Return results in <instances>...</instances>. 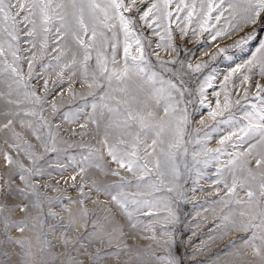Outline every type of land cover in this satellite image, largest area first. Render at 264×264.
<instances>
[{
    "label": "snow or ice",
    "instance_id": "obj_1",
    "mask_svg": "<svg viewBox=\"0 0 264 264\" xmlns=\"http://www.w3.org/2000/svg\"><path fill=\"white\" fill-rule=\"evenodd\" d=\"M172 2L0 0V132L4 133L5 145L18 157L32 162L26 167L20 159L3 154L9 166L0 175V245L4 248L19 246L31 255L32 248L39 246L43 256L39 264H182V258L174 252L179 216L172 204L184 195L177 163L189 119L187 108L179 107L184 97L183 81L178 85L153 70L143 33L135 30L142 21L152 35L165 41V36L156 31L163 27L168 42L157 44V48L176 51L171 43ZM199 9V30L193 29V36L207 32L211 42L237 37L230 48H218L213 60L230 50L250 51V58L232 69L224 77L225 82L242 68L251 71L258 67L264 78V0H199ZM175 10L177 14L186 12L185 20L191 23L197 0H179ZM212 20L216 23L211 24ZM177 27L181 35H187L186 27ZM151 54H156V49ZM156 61L166 71V65L177 63L175 59L162 60L158 54ZM37 63L45 70V77L48 70L57 77L51 88L47 78L39 77L43 79V95L30 83L37 79ZM23 65L27 66V77ZM205 67L207 63H197L194 68L188 64L193 72ZM213 79L205 77L204 83L211 87ZM249 79L244 75L241 82ZM65 82L69 100L81 103L74 107L69 104L61 112V107L68 104L63 99ZM77 85L84 91L77 92ZM255 86L261 106L256 112L244 113L249 124L237 128L239 122L232 114L218 121L234 129L220 139V144L233 137L240 145L255 141L248 143L247 154L256 152L253 160L258 169L253 172L248 167L253 161L247 160L238 166L239 175L235 167L229 169L231 183L219 169L220 178L213 181L214 185L223 183L227 189L223 196L216 193L219 199L213 201L227 212L212 231L222 233L220 240L237 234V239L222 249V254L230 258L228 264H264V85ZM57 87L61 88L60 100L50 101ZM204 92L202 85V97ZM244 95L247 98L248 93ZM204 102L202 99L201 104ZM231 103L225 91L223 105L217 100L209 116L213 120L223 116ZM205 137L210 139L207 132ZM86 138H99V146L86 142ZM220 151L203 148L209 159L196 163L207 167L211 159H216L210 154ZM50 153L55 154V164L48 166L58 170L62 180L69 166L75 172L70 186L78 192L76 197L65 196L60 181L55 186L38 183L45 176L41 162L48 164ZM186 154L185 148L182 155ZM241 155L237 152L236 158ZM230 163L236 165V159ZM184 168L189 170L186 163ZM196 172L199 178L201 172ZM47 176L54 178L52 172ZM166 176L170 177V187L165 184ZM63 182L67 184L68 180ZM41 187L57 195L49 196ZM238 189L247 199L239 197ZM162 191L175 196H158ZM232 204L237 208H231ZM161 211L167 214L160 215ZM209 239L217 242L214 236ZM246 249L258 259L247 261ZM200 251L194 252L193 258ZM0 255L6 258L0 264H15L9 251Z\"/></svg>",
    "mask_w": 264,
    "mask_h": 264
},
{
    "label": "rangeland",
    "instance_id": "obj_2",
    "mask_svg": "<svg viewBox=\"0 0 264 264\" xmlns=\"http://www.w3.org/2000/svg\"><path fill=\"white\" fill-rule=\"evenodd\" d=\"M160 2L163 4V0H160ZM178 2L179 0H173L172 5L169 8V10L173 12V17L171 20V43L176 46V51L167 49L164 46L157 48V44L163 45L168 42L167 35L163 31V27L156 28V31L160 32L162 36H165V41H161L159 36L152 35L151 29L146 28L142 21H139L135 25V30L137 33H143V42L146 44V48L150 52V60L154 65L153 70L160 73L165 79L173 80V82L177 83L178 85L180 84L181 80L183 81L182 88L184 89V97L183 103H181L179 107L187 108L189 119L187 125L185 126V135L183 138L184 143L181 145L180 152L177 153V163L179 164L182 174L179 181V183L182 185L180 191H182L184 195L183 198H180L178 202L172 204L173 210H175L179 216V222L175 225L174 234L176 238V248L174 249V252L178 257L182 258V264H228L230 258L222 254V248L224 249L223 246L228 244L229 241L237 239V234H230L223 240H220L219 236H221L222 233L220 231H212L214 224L219 222L221 215H223L224 212H227V209H224L222 212V205L213 203V201L219 199V196H223L227 189L224 188L223 183L214 185L213 181L220 178L217 175V170L219 169L221 171V175L227 179L229 183H231L232 175L229 169L235 167L237 169V174L239 175L240 173L238 166L247 160L253 161L248 165V167H250L253 172L258 171V169L256 168L253 160L256 152L253 151L255 153L253 155L252 152L251 156L247 154L248 143H254L255 141L251 140L243 145H240L237 138L233 137L224 144H220V139L223 136L228 135L229 132L233 131L234 129L231 125L218 124V121L221 119H226L230 114H232L235 121L239 122L236 125L237 128L249 124L250 121L245 117L244 113L246 111L256 112L261 106V100L257 99L258 89L255 85H264V78L260 77L258 67L253 68L251 71L242 68L239 72H236L234 75L230 76L228 81L225 82L224 77L228 75L232 69L236 68L238 64H244V62L250 58V51L241 52L238 50H230L222 55H218L216 59L213 60L212 56L217 52L218 48H230L237 37L230 36L227 39L211 42L209 39V33L207 32H198L196 36H193L192 30H199L200 25V19L197 15L200 11L199 0H197L196 14L193 15L191 23H188L185 20L186 12H180L179 14L176 13L175 4ZM187 2L191 3L192 0H187ZM177 15L179 16V19H177ZM213 15H215V13H213ZM168 23L169 22L167 20L164 21V25H167ZM210 23L215 24L216 22L212 20ZM178 24L187 28V35H181L180 30L177 27ZM243 34L244 33H240L239 35ZM123 39V33L121 32L119 35V54L121 57L123 54ZM148 42H151L150 47H147ZM134 47L135 46H133V48ZM152 49H156V54H158L162 60L168 61L175 59L177 63L166 65V68L168 69L166 71L157 63L156 54H151ZM226 56H231L232 59H227ZM8 59L9 63H11V58L9 57ZM181 62H183V64H181ZM189 63L192 64L193 68L197 63H207V67L203 68L200 72H193L188 68ZM23 71L27 77L26 65H23ZM244 75H248L250 79L248 82L242 83L241 81ZM34 76H36L37 79H33L30 81V83L39 89V95L44 94L42 88L43 79H39V77L47 78L49 80L50 88L57 79L55 72H52L51 70H48V74L45 77V70L41 68L39 63H37L35 67ZM208 76L214 77V79L211 81V87H208V85L204 83L205 77ZM202 85L205 89L203 97L200 95V89ZM221 85H224V88H222ZM67 87V82H65L63 85V89L65 90L63 99L68 101V104H65L61 107V112L66 111L69 104L74 107L75 104L81 103L79 100L75 102H71L69 100L66 92ZM76 90L77 92L84 91V89L79 85H77ZM60 91L61 88L57 87L53 95L49 96V100L51 101L53 98L60 100V96L58 95ZM225 91L232 102L231 106L225 111L223 116H217L216 119L213 120L212 117L209 116V112L216 109L217 100H219L221 105H223L225 101ZM245 92L249 94L247 95L248 98H245ZM215 93H219V96L215 95ZM202 99L205 100L204 104H201ZM248 99L251 100L249 101ZM236 100H239L240 103L236 104ZM244 100H246V103H243ZM253 105L257 106L256 109H253ZM201 121H203V123H201ZM65 127H67V125H65ZM214 127H218L219 130L213 131L212 129ZM17 130L20 131L19 126H17ZM77 130L79 129L77 128ZM206 132L209 134L210 139L205 137ZM3 136L4 133L0 132V175H3L5 170L9 167L3 161V154L5 152L12 155L14 160L20 159L21 162L25 163L26 167L30 166L32 163L30 160L18 157L14 149L9 148L3 143ZM98 140L99 138H96L95 140L86 138V142H90L95 146H99ZM197 141L200 143H197ZM234 145L236 146L234 147ZM185 148L187 149V154L182 155ZM203 148H219L221 150L220 152H212L210 154L211 156L216 157V159H211L207 167H205L203 163H196V161L209 159V157L204 154ZM237 152L242 153L239 158H236ZM194 153H198V155L195 156V159H193ZM46 159L48 160V164H43V162H41L42 166L45 168V176L39 179L38 183H49L55 186L57 181H60V187L64 195L76 197L78 192L70 186L72 183L70 177L75 175L72 167H68V170L65 172L64 178L62 180L58 174V170H54L53 167L48 166L49 164H55V154L50 153ZM233 159H236V165H232L230 163ZM185 163L188 165L189 170H185ZM151 166L152 165L150 164L149 167ZM11 167L15 168L16 166L13 165ZM111 167L115 168L116 165L113 164ZM196 169H199L201 172L199 178L197 177ZM47 172H52V176L54 178H49L47 176ZM166 177L164 178L165 184L169 187L172 186L168 183L170 177ZM108 179L111 180L113 178L109 177ZM64 180H68V183L65 184L63 182ZM193 189H195V191H193ZM41 191L46 192L49 196L57 195V193L48 191L43 187H41ZM131 191H135V189H132ZM216 193H219V196ZM238 194L239 197L247 199L244 191L238 189ZM157 195L167 197L175 196V193L170 194L166 191H162L157 193ZM93 198L95 199L96 197L94 196ZM100 199L104 200L105 198L100 197ZM105 203H107V201H105ZM91 207L92 205H89V208ZM230 207L233 209L237 208L235 204L230 205ZM166 214L167 213L165 211H161L160 213V215ZM197 223H199V227H196ZM193 231L196 232L195 236L192 235ZM13 235H18V233L13 232ZM210 236H214L215 239H217L216 244L209 239ZM210 243L215 248H212V246L209 245ZM207 244V248L209 249L205 247ZM198 249L201 250L200 254L193 258V253ZM3 251L10 252L11 259L15 262V264H25V262H27V264H39V261L43 259V256L39 252V246H34L32 248L31 255H26L25 253L27 249H21L19 246H14L8 249L4 248L3 245H0V252ZM213 252L218 253L215 254ZM161 254H163V252H161ZM218 254L220 258L216 259ZM244 257L247 261H256L258 259L254 256L250 249H246L244 251ZM4 259L6 258L0 255V261Z\"/></svg>",
    "mask_w": 264,
    "mask_h": 264
},
{
    "label": "bare ground",
    "instance_id": "obj_3",
    "mask_svg": "<svg viewBox=\"0 0 264 264\" xmlns=\"http://www.w3.org/2000/svg\"><path fill=\"white\" fill-rule=\"evenodd\" d=\"M249 93H250V92H249ZM241 94H242V93H241ZM241 94H240V95H241ZM248 95H249V94H248ZM251 95H252V94H251ZM235 98H236V97H235ZM247 98H248V97H247ZM231 100H232V99H231ZM248 100H249V99H248ZM250 100H251V99H250ZM250 100H249V101H250ZM236 101H237V100H236ZM245 101H246V100H244L243 103H246ZM248 104H249V102H248ZM248 104H247V106H248ZM241 105H242V104H241ZM239 107H240V106H239ZM236 108H237V107H236ZM241 108H242V107H241ZM234 110H235V109H234ZM224 113H225V112H224ZM214 128H215V127H214ZM254 153H255V152H253V155H254ZM166 178H167V177H166ZM166 181H167V179H166ZM215 235H216V234H215ZM219 237H220V236H219ZM219 239H220V238H219ZM219 239H218V242H219ZM216 240H217V239H216ZM215 244H216V243H215ZM224 244H225V243H224ZM207 245H208V244H207ZM209 245H211V243H210ZM211 246H212V245H211ZM214 246H215V245H214ZM221 247H222V246H221ZM223 247H224V246H223ZM206 248H207V247H206ZM206 248H205V249H206ZM212 248H215V247L212 246ZM205 249H204V250H205ZM207 249H209V248H207ZM222 249H223V248H222ZM210 250H211V248H210ZM207 251H208V250H207ZM203 253H206V252H203ZM213 253L217 254L218 252H213ZM201 254H202V253H201ZM214 256H215V255H214Z\"/></svg>",
    "mask_w": 264,
    "mask_h": 264
}]
</instances>
